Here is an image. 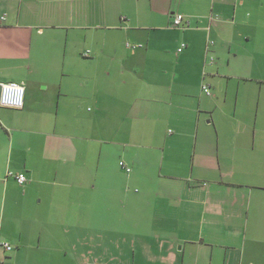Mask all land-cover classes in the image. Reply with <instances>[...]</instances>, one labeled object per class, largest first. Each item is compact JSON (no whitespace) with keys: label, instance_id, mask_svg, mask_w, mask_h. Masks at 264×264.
<instances>
[{"label":"crops","instance_id":"obj_1","mask_svg":"<svg viewBox=\"0 0 264 264\" xmlns=\"http://www.w3.org/2000/svg\"><path fill=\"white\" fill-rule=\"evenodd\" d=\"M263 72L264 0H0V264H264Z\"/></svg>","mask_w":264,"mask_h":264},{"label":"rangeland","instance_id":"obj_2","mask_svg":"<svg viewBox=\"0 0 264 264\" xmlns=\"http://www.w3.org/2000/svg\"><path fill=\"white\" fill-rule=\"evenodd\" d=\"M88 52L90 54V51H87L84 54H87ZM263 74H264V72H263ZM91 106L92 105H89V107H91ZM1 109H3V110H1ZM4 109H6V108H3V106H0V116H3V112L6 111ZM92 114L93 113L91 111H88L87 113H86V111L79 112V113H76L75 111H73V113L66 115V118L67 119H71V120L82 119L83 122L87 123V117L91 116ZM89 122H90V120H89ZM93 131H94L93 129H90L89 133L88 134L86 133L88 138H92V139L93 138H97L96 137L97 136L96 133H92ZM7 132L10 134V131L7 130ZM10 139L12 140V138H10ZM72 141L75 143L74 138H72ZM87 142H84V144L86 145ZM94 144H95L94 140H90L89 148L88 147L86 148V153L84 155L87 154L89 156H92V155L94 156V150H93ZM119 169H120L121 172L125 171L122 167H120ZM10 193L11 192L9 191L8 200H7L8 206L13 204V201L10 199ZM17 207H18L19 212H20L22 210V207L20 205H17ZM16 213H17V210L15 209V207L14 208L10 207L5 212V215H4L5 216V223H4L5 233L4 234H8L9 235L8 232L15 233V234L21 232L23 234V237H24L25 241L26 242H31V239L35 235V231H34V228L32 226L31 219H29L27 217H23L20 214L16 215ZM0 223H1V218H0ZM26 246H31V245H26ZM2 253H3V250L1 251L0 254L2 255ZM1 255H0V257H1ZM79 262L75 260V261H73V264H78ZM79 264H81V263H79Z\"/></svg>","mask_w":264,"mask_h":264},{"label":"built area","instance_id":"obj_3","mask_svg":"<svg viewBox=\"0 0 264 264\" xmlns=\"http://www.w3.org/2000/svg\"><path fill=\"white\" fill-rule=\"evenodd\" d=\"M5 17H3L4 19ZM2 19V20H3ZM185 22V15L181 13H177L173 16V24L176 27H180L184 24ZM210 45H213V41L210 42ZM129 47H135V45H131L128 43ZM185 47V44L182 45V47L179 49V51H182L183 48ZM88 54V53H87ZM86 54V55H87ZM211 60L214 61V57H211ZM2 85V91H1V98H0V106L3 107H9V108H15V109H21L25 105L26 101V88L25 86L17 83V82H10V83H1ZM203 89L207 94H211V88L208 83L203 84ZM124 165V163H121ZM129 170V168H128ZM9 176H12L15 174L11 171L8 172ZM16 179L18 183L23 185L26 183L27 178L24 174H16ZM4 246L7 249H11V246L8 243H5Z\"/></svg>","mask_w":264,"mask_h":264},{"label":"trees","instance_id":"obj_4","mask_svg":"<svg viewBox=\"0 0 264 264\" xmlns=\"http://www.w3.org/2000/svg\"><path fill=\"white\" fill-rule=\"evenodd\" d=\"M181 27V26H180ZM6 108H9V107H6ZM13 109H15V108H13ZM12 172V171H11ZM6 242H3L2 243V246H4V244H5ZM9 244V243H8ZM10 245V244H9ZM11 246V245H10ZM5 247V246H4ZM6 248V247H5ZM7 249V248H6ZM11 249H12V247H11ZM11 249H8V250H11Z\"/></svg>","mask_w":264,"mask_h":264},{"label":"water","instance_id":"obj_5","mask_svg":"<svg viewBox=\"0 0 264 264\" xmlns=\"http://www.w3.org/2000/svg\"><path fill=\"white\" fill-rule=\"evenodd\" d=\"M2 85L0 83V98H1Z\"/></svg>","mask_w":264,"mask_h":264}]
</instances>
